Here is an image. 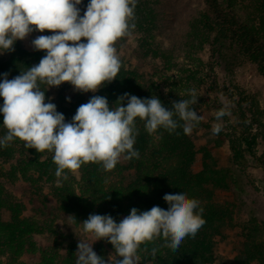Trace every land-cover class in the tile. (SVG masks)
I'll list each match as a JSON object with an SVG mask.
<instances>
[{"label":"trees","instance_id":"16d2710c","mask_svg":"<svg viewBox=\"0 0 264 264\" xmlns=\"http://www.w3.org/2000/svg\"><path fill=\"white\" fill-rule=\"evenodd\" d=\"M88 3L89 0H82L81 16ZM156 4L157 0H138L135 29L130 36L116 43L122 67L113 82L95 94H75L70 97V102L63 100L62 91L56 96H49L46 91V102L48 97H53L57 111L70 122L77 108L93 95L106 97L110 108L118 106V97L124 93L142 99L156 96L170 109L173 101L190 99L189 90L195 89L198 102L191 107L197 112L209 103L216 104L217 110L228 105L227 100L234 103L229 106L230 114L222 118L223 130L217 137L200 131L206 125L203 119L187 135L182 128L177 129L179 135L168 134L163 129L149 134L143 122L137 119L139 134L134 148L139 151V159L121 158L110 172L98 164L88 163L77 170L78 177L69 173L67 180L55 175L57 166L53 162V153L45 151L44 160L39 161L38 152L26 149L19 139L14 140L13 145L19 148L22 159L27 158L29 164H37L49 175L50 192L59 207L70 213L78 224L90 214L111 215L119 223L134 207L140 211L150 210L153 206L167 210L165 194L185 192L189 198L197 199L204 209L206 223L194 238L187 237L176 252L163 247V239H158L141 245L138 254L145 264H210L216 244L232 226L234 195L251 190L248 189L252 182L248 178L251 171L264 175V153H258L259 146H264L260 141L264 139V109L245 107V95L238 94L237 98L234 89L225 82L219 85L216 70L229 74L237 65L251 63L264 75V0H208L207 7L189 19L180 45L171 47H163L155 38L160 16ZM32 34L52 33L46 30ZM129 38L134 44L130 45ZM14 48L13 52L0 54V81L3 73H8V78L12 79L37 65L46 54L33 47L28 49L20 41ZM203 52L206 53L205 61ZM201 61L206 65L202 74ZM137 63L145 64L139 66ZM201 87L206 94L201 95ZM41 88L46 90L45 85ZM126 105L127 101L124 102ZM2 119L0 116V122ZM224 142L228 154L222 161L212 150ZM31 230L26 219L12 213L7 221H0V256L9 250L14 261ZM98 242L97 252L114 253L110 243ZM145 247L147 251L143 250ZM153 247L158 249L154 259L151 256ZM57 254L55 247L42 249L38 264H76L72 242L67 244L60 262ZM234 261V264H264V237L257 225L243 227Z\"/></svg>","mask_w":264,"mask_h":264},{"label":"clouds","instance_id":"9594fccd","mask_svg":"<svg viewBox=\"0 0 264 264\" xmlns=\"http://www.w3.org/2000/svg\"><path fill=\"white\" fill-rule=\"evenodd\" d=\"M137 3L89 0L81 16L82 0H0V54L15 51L14 44L33 32L52 33L31 41L35 51L46 53L37 65L12 79L8 73L2 74L0 113L7 133L0 137V147L19 139L26 149L51 152L57 166L55 175L67 180L69 173L88 163L110 172L121 158L139 159L134 148L139 134L137 119L149 134L163 129L179 135V128L186 135L192 132L203 119L191 107L198 102L195 89L189 90L190 99L173 101L170 109L156 96L142 99L124 93L118 97V106L110 108L106 97L93 95L77 108L70 122L57 111L53 97L46 102L45 92L63 83L72 85L76 92L95 94L116 79L122 67L116 43L135 29ZM66 100L70 102V97ZM229 114L225 105L215 118L219 122ZM222 130V124L216 123L212 133L218 135ZM163 199L167 210L153 206L140 211L134 207L119 223L111 215L90 214L81 224L83 232L94 240L80 239L76 264H140L141 245L158 239H163V247L178 251L182 242L194 238L206 223L204 209L185 192L165 194ZM100 240L113 246L114 259L106 260L93 250V244ZM157 251L156 247L151 249L153 259Z\"/></svg>","mask_w":264,"mask_h":264},{"label":"rangeland","instance_id":"374dc122","mask_svg":"<svg viewBox=\"0 0 264 264\" xmlns=\"http://www.w3.org/2000/svg\"><path fill=\"white\" fill-rule=\"evenodd\" d=\"M208 0H157L156 10L159 11V27L156 32V40L163 47L179 46L182 34L185 33L187 23L199 10L207 7ZM37 36L30 34L25 40L20 41L22 46L32 48L31 41ZM130 45L134 44L129 38ZM128 54L125 55L127 58ZM206 53L202 58L205 61ZM183 59V58H182ZM181 59V60H182ZM135 61V60H133ZM201 61V62H203ZM137 62H140L137 61ZM183 62H186L183 59ZM139 66L145 63H137ZM191 65L188 64V67ZM205 63L200 66V74L205 72ZM217 70L218 82H222L234 89L237 98L238 94L245 95V107L258 106L264 109V75L259 73L254 64L244 63L237 65L229 74ZM141 72L144 73V71ZM174 74V72H173ZM201 95L206 94L201 87ZM199 89V92H200ZM203 89V90H202ZM59 91L64 92L63 100L75 94L87 95L74 91L69 83L53 87L48 90L49 96H56ZM1 99V97H0ZM227 100L228 106L234 103ZM3 105V98L0 101ZM217 105L209 103L204 109L199 108V115H202L205 126L200 131L208 136H215L212 128L216 123ZM3 118V114L0 113ZM0 122V137L7 133V129ZM264 143V139H260ZM22 142V141H21ZM24 144V142H22ZM224 142L213 148V154L218 160H225L228 148ZM258 153H264V146L258 148ZM19 148L13 145L0 147V221H7L11 213L26 219L31 224L32 230L26 234L23 248L12 261L9 250H5L0 256V264H38L40 251L48 247L57 248V259L63 258L66 246L72 242L75 245V253L80 239L94 240L90 234L83 232V226L75 223L70 213L62 210L48 187L49 175L40 170L37 164H29L27 158L22 159ZM44 152L38 153L39 161L44 160ZM24 163V164H22ZM22 164V165H20ZM78 177L77 171L72 173ZM252 182L249 184V192L234 195L235 205L232 226L228 227L224 237L219 240L214 250L213 259L210 264H234V255L237 251V241L241 238V232L245 225L255 224L259 227L264 237V175L260 172L251 171L248 177ZM228 199H232L227 196ZM232 201V200H229ZM93 244V250L97 255L107 259H114L115 254L108 250L97 252V244ZM140 256V255H139ZM140 264H145L142 260Z\"/></svg>","mask_w":264,"mask_h":264}]
</instances>
